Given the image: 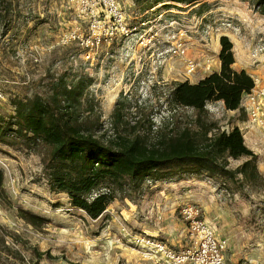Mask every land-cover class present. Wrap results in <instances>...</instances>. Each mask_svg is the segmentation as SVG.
<instances>
[{
    "label": "rangeland",
    "instance_id": "374dc122",
    "mask_svg": "<svg viewBox=\"0 0 264 264\" xmlns=\"http://www.w3.org/2000/svg\"><path fill=\"white\" fill-rule=\"evenodd\" d=\"M119 1L128 24L137 29L129 38L119 36L101 44L90 55L82 44L92 25L84 4L0 1V116L14 114L12 100L17 94L32 96L48 80L85 76L86 110L92 103L89 120L97 122L100 116L96 134L101 138H116L122 129L112 125L118 110L123 120L151 118L153 137L168 116L183 130L198 132L200 143L215 132L238 126L246 144L258 154L264 174V148L259 151L258 134L246 129L248 96L233 112L223 101L209 102L200 112L169 98L178 82L198 83L220 70L223 35L234 44L233 67L246 68L256 87L264 85V14L256 0L160 3L146 11L136 0ZM72 31L77 38L63 43ZM145 124L144 132L148 120ZM43 147L0 142V168L5 174L0 233L6 245L24 256L18 264H152L133 247L124 227L186 253L193 246L181 212L186 204L199 208L200 218L227 240L226 264L264 261V189L245 184L232 191L206 171L188 175L175 168L162 179L161 170H147L130 185L118 187L104 214L93 219L74 207L66 192L52 186L51 172L42 160ZM239 163L232 160L231 166ZM3 256L7 257L4 252Z\"/></svg>",
    "mask_w": 264,
    "mask_h": 264
},
{
    "label": "trees",
    "instance_id": "16d2710c",
    "mask_svg": "<svg viewBox=\"0 0 264 264\" xmlns=\"http://www.w3.org/2000/svg\"><path fill=\"white\" fill-rule=\"evenodd\" d=\"M200 1L136 0L142 11L160 3ZM255 4L264 14V0H256ZM220 40V70L198 83L178 82L170 91L171 102L200 112L206 111L207 104L214 101H223L227 110L241 108L242 99L255 87V80L245 69L233 67L231 39L223 35ZM88 84L85 76L69 80L60 77L48 80L47 86L32 96L15 95L14 114L8 118L0 116V142L23 143L29 148L43 144L42 160L45 169L51 172L52 186L66 192L71 204L83 209L89 217L102 216L117 197V188L130 185L133 178L147 170H161L162 179L175 168L183 169L188 175L206 171L221 178L232 191L240 190L245 184L264 189L258 154L246 144L238 126L215 132L200 143L198 132L183 130L168 116L153 137L151 118L135 116L133 121L123 120L118 110L112 125L114 129L122 125V129H118L116 138L105 140L96 134L100 116L96 117L97 122L89 120L94 106L91 103L86 110ZM146 120L148 129L144 132ZM232 160L240 163L232 167ZM4 182L5 174L0 168V191ZM17 261H24L21 251L6 245L4 234L0 233V264Z\"/></svg>",
    "mask_w": 264,
    "mask_h": 264
},
{
    "label": "built area",
    "instance_id": "2783aa9c",
    "mask_svg": "<svg viewBox=\"0 0 264 264\" xmlns=\"http://www.w3.org/2000/svg\"><path fill=\"white\" fill-rule=\"evenodd\" d=\"M84 4V11L90 14L91 26L87 38L82 44L88 54L93 53L101 44L119 36L129 38L136 26L131 27L127 22L125 12L119 0H73ZM77 38L72 31L65 35L63 43L72 42ZM248 96V133H257L259 151L264 148V85L255 87L245 94ZM247 133V134H248ZM260 143V144H259ZM183 218L187 221L189 236L193 246L186 253H177L170 249L162 240L142 233H131L123 228L133 247L140 250L143 256L152 264H226L225 251L227 240L217 236L214 227L200 218L199 208L186 204L182 210ZM260 264H264V261Z\"/></svg>",
    "mask_w": 264,
    "mask_h": 264
},
{
    "label": "crops",
    "instance_id": "0c3cea01",
    "mask_svg": "<svg viewBox=\"0 0 264 264\" xmlns=\"http://www.w3.org/2000/svg\"><path fill=\"white\" fill-rule=\"evenodd\" d=\"M242 69H246V68L243 67ZM231 111L233 112V110H231ZM234 111H235V110H234ZM259 166H260V164H259Z\"/></svg>",
    "mask_w": 264,
    "mask_h": 264
}]
</instances>
